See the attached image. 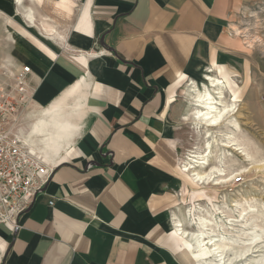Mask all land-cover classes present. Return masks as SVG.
<instances>
[{
  "label": "crops",
  "instance_id": "crops-1",
  "mask_svg": "<svg viewBox=\"0 0 264 264\" xmlns=\"http://www.w3.org/2000/svg\"><path fill=\"white\" fill-rule=\"evenodd\" d=\"M245 1L23 0L1 17L6 64L31 71L21 138L54 168L21 227L0 225V264H194L173 223L188 182L182 88L211 68L238 97ZM49 115L69 133L39 152L28 132Z\"/></svg>",
  "mask_w": 264,
  "mask_h": 264
},
{
  "label": "rangeland",
  "instance_id": "rangeland-1",
  "mask_svg": "<svg viewBox=\"0 0 264 264\" xmlns=\"http://www.w3.org/2000/svg\"><path fill=\"white\" fill-rule=\"evenodd\" d=\"M17 6L18 3L16 1L0 0V12L4 16L17 10ZM235 25V32L250 48L251 68L245 77L239 75L233 77L235 83L240 88L239 93H237L238 97L236 96L235 99L231 98L228 89H226V93L228 100L238 104L239 110L235 116L239 121L241 131L238 133V130H236V135L242 136L241 139L246 148L243 147L249 152L250 161L245 160L243 156L235 151H231V157L227 154H222L221 157L226 174L232 172L235 174V178L228 183L217 186L212 185V183L197 185L191 181L190 177H187V173L186 175L181 171L182 176L187 178L188 182L185 181L186 188L184 195L179 199L180 210L177 215L186 228H198L200 225L197 223L196 210L200 206L201 213L204 215H208L209 213L215 215L216 223L212 226V233L232 237L237 240V243L240 241L241 246H247L250 243L247 240V231L249 229L259 231L261 222L259 218H252L251 221L248 220L249 215L243 210L246 207V198L254 205V213L256 211L263 213L264 220V0H246L243 8L238 13ZM5 36V21L0 17V87L6 86L9 83L18 68L17 65L12 64L9 66V64H6L11 40L6 41ZM190 79L187 78L185 80L182 88L186 101L190 98V92L185 87V84ZM186 117L188 118L187 110L178 128V156L180 157L182 152H185L180 164L185 159L186 153L193 147L198 146L202 150V141L205 139L203 135L204 129H196L193 120ZM223 125L213 131H225L226 128ZM243 169L244 171H241ZM193 192L200 193L205 198L198 199V196L191 195ZM224 195L225 201L222 199ZM188 207L191 208V219L188 216L186 219L187 221L188 219L192 221L191 225H187L183 219V213ZM204 247L205 250H201V253L198 252V256L206 257L208 255L209 246ZM263 251L264 235L251 244V250H248L242 259H239L240 257L236 258L231 264H252L250 263L251 259Z\"/></svg>",
  "mask_w": 264,
  "mask_h": 264
},
{
  "label": "bare ground",
  "instance_id": "bare-ground-1",
  "mask_svg": "<svg viewBox=\"0 0 264 264\" xmlns=\"http://www.w3.org/2000/svg\"><path fill=\"white\" fill-rule=\"evenodd\" d=\"M13 1H16L19 9H22L23 0ZM25 13L30 15L31 12L28 10ZM0 17L6 18L1 12ZM186 88L190 92V98L187 101L188 118H186L193 120L196 129H204L203 135L205 139L202 141V150L198 146L190 149L186 153L182 164L179 165V168L182 172L187 173L191 181L197 185H208L212 183V185L217 186L228 183L235 178V174L232 172L226 174L224 162L221 157L222 154L230 156L231 151H235L243 156L245 160L250 161L249 152L245 149L246 147L243 145L244 142L241 139L242 136L239 137L236 135V130H238V133L241 131L239 121L235 116L239 110L238 104L228 100L226 84L211 68H204L196 77L194 75V78L190 79ZM28 115L29 109L23 114L22 126L25 125V121L29 117ZM222 125L226 128L225 131H213ZM68 130V123L66 124L58 118L49 115L41 116L39 122L30 131L28 130V135L33 142V148L39 152L46 150L49 153L54 150V146L58 140L68 136ZM24 143L33 154L42 160L39 154L32 150L27 142L24 141ZM241 171H244V169ZM222 199L225 201V195L222 196ZM245 202L246 207L243 210L249 215L248 220L251 221L252 218H259L261 222L259 231H253L252 229L247 231V240L252 244L264 235L263 213L259 211H256L257 214L254 213V205L247 198ZM196 212L197 223L200 225L198 228L188 229L184 227V223L178 215L174 218L173 222L175 223L174 230L180 234L186 253L194 264H231L234 259L239 257V259H242L248 250H251L250 243L247 246H241L240 241L237 243V240L232 237L212 233V226L216 223L215 215H211L210 213L204 215L201 213L200 206H198ZM183 216L186 224L191 225L190 207L186 208ZM187 216L190 218L188 221L186 219ZM204 246H209L208 255L206 257L198 256V252L201 253V250H205ZM250 263H264V251L251 259Z\"/></svg>",
  "mask_w": 264,
  "mask_h": 264
},
{
  "label": "built area",
  "instance_id": "built-area-1",
  "mask_svg": "<svg viewBox=\"0 0 264 264\" xmlns=\"http://www.w3.org/2000/svg\"><path fill=\"white\" fill-rule=\"evenodd\" d=\"M17 67L9 83L0 87V225L15 231L21 227L20 216L42 192L54 168V163L33 154L20 136L23 114L33 101V87L29 65Z\"/></svg>",
  "mask_w": 264,
  "mask_h": 264
},
{
  "label": "water",
  "instance_id": "water-1",
  "mask_svg": "<svg viewBox=\"0 0 264 264\" xmlns=\"http://www.w3.org/2000/svg\"><path fill=\"white\" fill-rule=\"evenodd\" d=\"M103 40V37L101 38V41Z\"/></svg>",
  "mask_w": 264,
  "mask_h": 264
}]
</instances>
